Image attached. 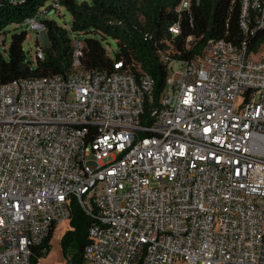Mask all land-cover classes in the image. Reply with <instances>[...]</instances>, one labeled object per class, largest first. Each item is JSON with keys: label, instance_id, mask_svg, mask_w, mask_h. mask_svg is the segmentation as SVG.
Wrapping results in <instances>:
<instances>
[{"label": "built area", "instance_id": "2783aa9c", "mask_svg": "<svg viewBox=\"0 0 264 264\" xmlns=\"http://www.w3.org/2000/svg\"><path fill=\"white\" fill-rule=\"evenodd\" d=\"M236 1L238 44L159 51L158 102L145 71L82 69L71 28L73 72L0 84V264H32L73 201L91 221L84 264H264V0ZM199 2L179 0L172 35Z\"/></svg>", "mask_w": 264, "mask_h": 264}, {"label": "trees", "instance_id": "16d2710c", "mask_svg": "<svg viewBox=\"0 0 264 264\" xmlns=\"http://www.w3.org/2000/svg\"><path fill=\"white\" fill-rule=\"evenodd\" d=\"M56 1L0 0V34L6 33L10 26H15V30L22 28L12 34L11 43L6 48L7 56L0 54V84L28 77L66 76L73 72L72 31L82 42V69L112 72L115 63H123L124 69L132 74L145 71L155 79V101L158 102L168 74L167 66L160 60L159 51L191 59L210 41L225 40L238 44L242 39L239 28L240 6L236 0H200L193 5L191 14L182 15L179 36L169 32V28L178 22L176 7L179 0H148L151 39L147 40L143 32L126 22L124 0H58L61 10H67L72 16L71 31L59 26L56 21L40 20L47 29L49 47L44 49L45 60H37L34 68L33 61H29L25 51L29 32L24 23L29 18L59 14L53 8ZM112 19L123 20L127 25L113 24ZM109 39L117 43L114 57L110 55ZM2 41L5 46L6 39ZM263 43L264 31L254 39L251 49L258 50ZM71 207V229L60 245L64 256L70 257L69 264H84V248L88 244L91 221L74 201ZM55 230L53 227L45 241L34 248L32 264H38L49 255Z\"/></svg>", "mask_w": 264, "mask_h": 264}, {"label": "rangeland", "instance_id": "374dc122", "mask_svg": "<svg viewBox=\"0 0 264 264\" xmlns=\"http://www.w3.org/2000/svg\"><path fill=\"white\" fill-rule=\"evenodd\" d=\"M149 1L148 0H124V9L127 11V20L129 26L133 27L136 30L143 32L144 34H149L151 20L148 16L149 10ZM130 8V9H128ZM49 19L56 21L59 26L63 28H71L72 27V16L71 14L63 9L59 10L58 13H52L49 16L42 15L38 20ZM123 20L112 19L111 23L118 24L119 26H125L127 23ZM22 28H18L15 30V26H10L7 28L6 33L2 32L0 34V41L6 39L5 46L3 45V41L0 43V54L4 57L7 56L6 48L9 47L11 43V37L14 32L21 31ZM108 43L110 44V55L112 57L115 56V52L117 51V43L113 39H109ZM37 44L42 46L44 49L49 47L48 36H42L37 31H29L28 40L25 44V51L29 58V61H36V47ZM71 229L70 221L60 225L56 228L55 233L51 242V252L49 255L44 257L42 260L38 262V264H69L70 257H65L63 251L61 249V240L64 238L65 234Z\"/></svg>", "mask_w": 264, "mask_h": 264}, {"label": "crops", "instance_id": "0c3cea01", "mask_svg": "<svg viewBox=\"0 0 264 264\" xmlns=\"http://www.w3.org/2000/svg\"><path fill=\"white\" fill-rule=\"evenodd\" d=\"M56 228H57V227H56ZM56 228H55V229H56Z\"/></svg>", "mask_w": 264, "mask_h": 264}]
</instances>
